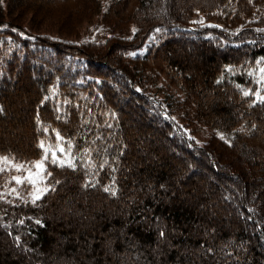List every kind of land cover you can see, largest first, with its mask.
<instances>
[{"label": "trees", "instance_id": "1", "mask_svg": "<svg viewBox=\"0 0 264 264\" xmlns=\"http://www.w3.org/2000/svg\"><path fill=\"white\" fill-rule=\"evenodd\" d=\"M55 7L64 16L57 29L63 35L99 14L103 26L83 43L40 31ZM12 9L30 14L36 24L26 28L21 16H8ZM196 11L217 15L223 25L189 27ZM238 58L245 65L239 74L223 66L214 75ZM191 65L207 69L203 90L189 75ZM157 68L184 89L183 103L192 106L187 115L229 139L213 134L201 146L179 131L171 103L144 88ZM262 69L264 0H0V121L19 95L30 117L24 127L30 142L2 143L0 153L36 158L43 150L40 141L53 140L58 131L71 143L76 165L49 161L51 186L35 203L0 196V232L7 244L20 253H38L33 264H99L93 250H103L111 264H264V103L256 95L264 97ZM133 107L140 111L137 123ZM139 136L150 152L164 148L167 157L143 156ZM178 171L187 174L184 182L206 172L221 177L212 178L210 195L221 190L230 215L222 218L219 210L201 220L204 213L175 190ZM168 191L173 195L165 197ZM73 194L81 196L73 205L81 220L83 205L97 207L98 231L79 229L71 240L60 232L65 253L58 256L52 253L54 211ZM111 209L121 215L106 216ZM190 228L203 232L187 234ZM161 238L170 250L157 257ZM171 244L189 246L192 254L177 259ZM77 249L87 252L84 258H77ZM0 264L18 263L4 257Z\"/></svg>", "mask_w": 264, "mask_h": 264}, {"label": "rangeland", "instance_id": "2", "mask_svg": "<svg viewBox=\"0 0 264 264\" xmlns=\"http://www.w3.org/2000/svg\"><path fill=\"white\" fill-rule=\"evenodd\" d=\"M184 0H180V2H182ZM188 1V0H187ZM165 7V5H164ZM15 9L10 10V14H8V16H21V20L24 22V26L26 28H28V26H32L31 24L35 25L36 23H34L33 21H31V15L30 14H20L18 10L14 11ZM60 10V9H59ZM59 10H57V8L55 7V9L52 10V15L51 18L46 19L42 22V25H37L39 26V30L40 31H45V32H49L50 34H55L58 36H62L67 38L68 40L71 41H77L78 43H83L85 40H88L92 37H94L93 35H95L98 31L99 28H101L103 25V17L101 14L96 15L94 17H91L88 20L83 21L82 23L79 24V26L77 27V30L74 33H70V34H65L63 35V33H60L57 31L58 29V23L59 21H61L60 18L64 17L59 16ZM164 10V8H163ZM70 16H72V14H70ZM75 19V18H74ZM206 24H218V25H223V22L220 20V18H218L217 15H213V14H209L203 11H196L192 17V21L188 24L189 27H196L197 25H206ZM52 25V26H50ZM33 27V26H32ZM178 44L176 45V50L177 49H181L179 47H181L183 44L177 42ZM174 44V43H173ZM184 47V46H183ZM182 51V50H181ZM178 53H180V51L178 50L177 52H175V55L177 56ZM192 52H187L186 50L182 51L181 54H189L192 56V54H190ZM174 54V53H173ZM164 55V54H163ZM180 55V54H179ZM191 59L195 60L198 63V59L197 57H191ZM243 60V58H238L237 61H233L231 65H222L220 67V69L217 71V74H214L215 76H220L221 72H222V67H225V72L229 73L230 75L232 74H239L244 68L245 65H243V63L241 62ZM258 67V65H257ZM191 70H189V75H191L192 78L195 79V82L197 84V88L203 90L204 89V81L206 78H210L209 76L206 75L207 69H205V65H201V66H190ZM239 68V69H238ZM153 70V79L146 83L144 85L145 90L151 94H155L157 95L160 99H162L165 103H171V105L168 106V109H170L172 111L173 114V118L177 123L178 120V124H176L177 128H179V131H181L183 134H185L187 137L192 138L198 145H203L206 140L208 139L209 136L215 134L221 138L224 139H229V137L227 136L226 133H224L223 131L211 127L207 124H204L198 120H194L192 119L189 115H187V113H190L189 109H192L191 105H187L184 104L183 101L185 99V91L184 89L181 87L180 84L175 83L171 77L169 76V74L167 72H165L164 70L157 68V69H152ZM241 70V71H240ZM211 73V72H210ZM215 79V77H214ZM251 80V79H250ZM22 81V80H21ZM252 83H254V81H251ZM222 83V82H221ZM249 86H252L251 84ZM242 90L248 89V88H241ZM228 95L233 94L232 91L230 89H228L227 91ZM151 97H154V95H152ZM229 98V97H228ZM219 99V98H217ZM159 100V99H156ZM221 100V99H220ZM23 95H19L15 101L13 102L12 108L10 107V110H8L9 108L7 107L8 110V116L5 117L4 120L0 121V144L4 143V144H9V142L15 143V144H28L30 142V131L29 129L25 130L26 128L25 125H28L30 123V117H29V113L25 111L21 108L23 105ZM190 104H192L190 102ZM235 109V107H234ZM133 110V114H134V121L135 123L139 122L140 120L138 117V114H140V111L137 110V108H132ZM236 112H239V110L237 109ZM19 116V118H18ZM19 120H18V119ZM177 120H176V119ZM136 131V130H133ZM57 133H59L58 131L55 132V137L53 140H41L44 142L45 147L49 146V145H57V144H62L65 148V152L68 151V141L59 133V136L62 137V140H58L57 139ZM162 141H164L163 138H161ZM9 140V141H7ZM40 141V142H41ZM137 145L140 146L141 148V152L142 155L147 156L149 158V160H154L156 158H165L167 157V151L164 148H159L156 152H150L148 150L147 147H149V144L146 142V140L139 136L138 137V141H137ZM56 155L58 157H60L61 159H64L65 156L64 154L60 153L59 151H57ZM9 157L10 159L13 160V163H19V164H24L26 167H30V162H34V161H38L41 160L42 156H43V150H42V154L36 158L30 159V160H22V159H18L16 158L14 155L9 154V153H0V157ZM74 153L72 151L71 148V158L72 160H74ZM14 158V159H13ZM51 161V157L48 161L45 162V167H46V180L44 182V184L39 185L40 187H47L48 189L50 188L51 184L48 182V176L47 173H49V170L47 168V164L48 162ZM145 160L142 159V163ZM0 167H6V170L3 172H0V196L1 197H5V198H22V199H33L32 196L30 195V192L32 191V186L25 183L23 185L20 184H16L14 180H12V177L14 176H18V177H25L28 175V173L24 170L21 171H17L15 168H12L11 165H3L0 164ZM35 171V170H34ZM186 173L183 171H178L177 174H175L177 181L174 182V186H175V190H177V194H179L178 196L181 198H185V202L188 203L189 205L191 204H195L197 206H194L196 211L199 214L204 213L205 217L202 218L201 220L204 219H210L209 217L211 216H217V212L220 210V212H222V218L224 217V214L227 215V213H229V209H227V207H224V205L221 203V196L224 195V193H221V190L217 191V195L216 196H212L210 195V189H212V178L213 180H218L221 181L222 178L219 176H215L213 177L212 175H210V173H205L202 174L200 176H193V178L191 180H189L188 182H184V179L182 181V178L186 177ZM185 183V184H183ZM181 184V186H180ZM12 189H16V192H12ZM172 190V189H171ZM170 191V190H169ZM167 193V195L165 194L164 196H172L173 194L169 195L170 193ZM243 189H239V191L237 192V194L239 193L241 197H243ZM79 195V194H78ZM77 198H80L79 200H81V196H77L75 194H73V198L69 199L68 204H61L60 206H58L55 211H54V216L56 215V220H54V224H55V232L54 235L56 236V243H54L55 245L53 246V250L52 253L57 254L58 256H63L65 253L64 249V245L62 244V236L59 234L60 232L65 233L68 237V240H71V238H75L78 236L79 233V229H87L89 232H93V228H95L98 231V225H97V220L101 218L99 215V212L97 210H94L91 206H84V211L85 213H83V220H81L80 217L77 216V210H75L74 206H76V201L78 200ZM209 202L213 203V208L212 210H205L204 208L200 207L199 205L201 203L206 204L209 206ZM80 204V203H79ZM81 205V204H80ZM215 205H219L220 208L216 207V210L214 211L213 209H215ZM70 206V209H67ZM71 206H72V210H71ZM95 206V205H94ZM120 212L119 210H108L106 212V216L110 217V218H114V216L118 215ZM97 214V216H96ZM121 215V213L119 214V216ZM228 215V216H229ZM53 216V215H51ZM97 217V218H96ZM200 220V222H202ZM205 221V220H204ZM182 227L184 226L183 224H180ZM187 227V226H186ZM179 228L176 226L177 229V236H179L178 232H179ZM197 232L201 233L203 232V228H201L199 231H195V229L190 228L187 234H192V235H197ZM205 235V233H204ZM193 236V237H194ZM176 237V236H175ZM67 240V242H69ZM156 249L159 250L155 253V255L158 257L159 255H162L164 249H166V251L168 252L170 249L168 248L169 245L167 244V240L166 239H160L156 241ZM171 247H174L178 250V256L177 259L179 258V256L181 255H191L193 249L190 248L189 246L184 245L183 247H178L174 244H171ZM164 247V248H162ZM104 248L103 245H101L99 247V249ZM14 249V248H13ZM11 248V246H9L6 242V240L3 237V234L0 232V261L2 259H4V257L6 259H10V258H14L17 259V263L18 264H33V256H35L34 254L36 252L33 253H28V252H21L23 253V255L16 251L15 249L13 250ZM35 250H37V248H35ZM76 253L78 254V259H82L84 258L85 253L84 251H79L78 249L75 250ZM28 253V254H27ZM89 253L93 256H96L97 253H99L100 257H101V262L99 264H111L108 259L109 256H105V253L103 252V250H93V251H89ZM38 254V253H36ZM71 253H68V255H70ZM105 256V257H104ZM103 257V258H102ZM97 258V256H96ZM90 264H98L96 262L94 263H90ZM128 264H133V261L130 262ZM139 264V263H138Z\"/></svg>", "mask_w": 264, "mask_h": 264}, {"label": "snow or ice", "instance_id": "3", "mask_svg": "<svg viewBox=\"0 0 264 264\" xmlns=\"http://www.w3.org/2000/svg\"><path fill=\"white\" fill-rule=\"evenodd\" d=\"M264 72V69L261 70ZM249 92H245L244 95H249ZM257 97L260 99L262 103H264V97L259 96V94H256ZM2 110V109H0ZM57 139L62 140L63 138L59 136V133H57ZM40 147L43 149V156L41 160L30 162V167H26L24 164L19 163H13V160L9 157L3 156L0 157V164L3 165H11L12 168H15L17 171L24 170L28 173L27 176L21 178L18 176L12 177V180L15 181L16 184L23 185L25 183L32 186V191L30 192V195L32 196V202L35 203L36 201L40 200L42 195L48 191L47 187H40L39 185L44 184L46 180V167L45 162L48 161L51 157V163L58 164L60 167H71L75 168L76 165L73 162V160L69 157H71V143L69 142L68 145V151L65 152V148L62 144L57 145H49L45 147V144L43 141L40 142ZM57 151L64 154L65 158L61 159L56 155ZM14 159V158H13ZM6 170V167H0V172H3ZM35 170V171H34ZM51 173H47V176H50ZM87 186V185H86ZM108 189H105L107 191ZM12 192H16V189H12ZM39 223V221H37Z\"/></svg>", "mask_w": 264, "mask_h": 264}]
</instances>
